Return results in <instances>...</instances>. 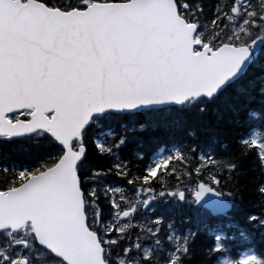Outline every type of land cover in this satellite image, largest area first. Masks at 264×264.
<instances>
[{"label": "snow or ice", "instance_id": "obj_1", "mask_svg": "<svg viewBox=\"0 0 264 264\" xmlns=\"http://www.w3.org/2000/svg\"><path fill=\"white\" fill-rule=\"evenodd\" d=\"M256 98L264 0H0V264H264L179 213L250 198L264 244ZM146 128L170 139L147 162Z\"/></svg>", "mask_w": 264, "mask_h": 264}, {"label": "trees", "instance_id": "obj_2", "mask_svg": "<svg viewBox=\"0 0 264 264\" xmlns=\"http://www.w3.org/2000/svg\"><path fill=\"white\" fill-rule=\"evenodd\" d=\"M247 105L250 110H256L258 114L257 115V122H258L259 113L262 110H264V103H262L259 100V98H256L253 101H248ZM225 116L227 117V113H225ZM229 131H230V135L226 137V141L232 139V136L235 135L236 129H230ZM138 141L140 145H142V150L145 153L146 156L145 162H147V158H150L159 150H163L164 147L170 143L169 137L162 130H157L152 128H146L145 130L140 132L138 134ZM135 147H136L135 144L130 145L129 149L126 150L125 153H123V155L129 156L131 158V150L134 149ZM13 158L18 162H26V152L20 151V153L14 155ZM145 162H139L134 160L133 170L139 171L144 167ZM189 198H191L190 194H189ZM249 199L245 200V205L243 206V208L237 206L236 208L231 209L227 216H221V215L211 216L205 210L197 209L194 205L184 206L181 210H179V213L181 216L191 217L194 221L199 222L202 233L201 236L202 241L211 242V240L214 239V236L212 235V229H214L217 225H225L224 232L228 237L231 238L229 242V248H230L229 254H231V256L235 258L237 256V251H233V246L237 241V237L239 236L240 230H247L249 233L254 231L253 229L248 228V226L245 224L243 220V211H252V212L258 211L256 205L252 204L249 206ZM187 226L188 225H185V227ZM250 241H251L250 242L251 246L254 247V250L257 254H259L261 251H264V244H261L259 242L258 236ZM202 259H203L202 257L197 256L196 259L192 262V264H200V261Z\"/></svg>", "mask_w": 264, "mask_h": 264}, {"label": "water", "instance_id": "obj_3", "mask_svg": "<svg viewBox=\"0 0 264 264\" xmlns=\"http://www.w3.org/2000/svg\"><path fill=\"white\" fill-rule=\"evenodd\" d=\"M205 199L206 200H208V199H212V200H215V199H217L216 197H213L212 196V194L211 193H208V194H206V197H205ZM202 204H203V202H201ZM199 206H201V205H199ZM208 209V208H207ZM211 213H213L210 209H208ZM214 214V213H213Z\"/></svg>", "mask_w": 264, "mask_h": 264}, {"label": "rangeland", "instance_id": "obj_4", "mask_svg": "<svg viewBox=\"0 0 264 264\" xmlns=\"http://www.w3.org/2000/svg\"><path fill=\"white\" fill-rule=\"evenodd\" d=\"M223 259V258H222Z\"/></svg>", "mask_w": 264, "mask_h": 264}]
</instances>
